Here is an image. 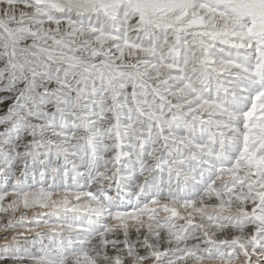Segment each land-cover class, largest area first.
Returning <instances> with one entry per match:
<instances>
[{
	"label": "snow or ice",
	"instance_id": "snow-or-ice-1",
	"mask_svg": "<svg viewBox=\"0 0 264 264\" xmlns=\"http://www.w3.org/2000/svg\"><path fill=\"white\" fill-rule=\"evenodd\" d=\"M0 264H264V0H0Z\"/></svg>",
	"mask_w": 264,
	"mask_h": 264
}]
</instances>
